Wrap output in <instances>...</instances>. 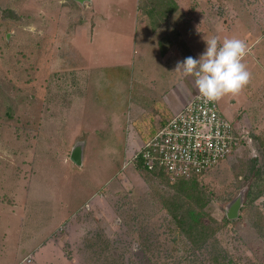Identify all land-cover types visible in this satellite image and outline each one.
Returning a JSON list of instances; mask_svg holds the SVG:
<instances>
[{
    "label": "rangeland",
    "instance_id": "rangeland-1",
    "mask_svg": "<svg viewBox=\"0 0 264 264\" xmlns=\"http://www.w3.org/2000/svg\"><path fill=\"white\" fill-rule=\"evenodd\" d=\"M89 9L0 0V264H264V0H139L154 23L170 15L159 31L179 61L204 51L202 33L248 48V83L217 100L246 139L187 182L132 159L152 134L142 138L125 29L105 33L99 21L91 40L58 51L54 34H72ZM56 57L64 67L42 64ZM78 141L79 165L70 159ZM240 192L242 206L228 218ZM186 203L197 222L177 209Z\"/></svg>",
    "mask_w": 264,
    "mask_h": 264
},
{
    "label": "crops",
    "instance_id": "crops-1",
    "mask_svg": "<svg viewBox=\"0 0 264 264\" xmlns=\"http://www.w3.org/2000/svg\"><path fill=\"white\" fill-rule=\"evenodd\" d=\"M50 1H58L59 3L70 2L80 7L90 8L87 12L88 16L84 17L83 23L76 27L73 33H70L71 35L60 30L54 34L57 35L58 51L60 50V46L65 48L66 44L69 46L72 41L76 39L80 40L83 36L91 40L93 33H96L99 21L103 23L99 31L107 30L105 33H111L112 28H117V26L121 29H125L128 34V39H126L128 42H131L132 45L131 67L137 68V73L134 75H136L135 77L139 83V88L137 89L138 110L140 116L144 115V118L141 117V124L143 125L141 130L145 133H143L144 135L142 138H146L150 133L163 125L193 96L196 87L194 86L192 76L189 75V80H187L182 75L180 77L178 75V70H176L181 55H179L176 46L173 44L174 41L172 37L165 34L162 35L161 31H159L162 27L160 25L167 22L170 15L168 17L162 16L161 18H164L163 21L160 20L158 23H154V17L151 14L147 15L146 12H143L147 15L146 19L145 15L140 12L139 0H85L84 2H78L76 0H49V2ZM120 8L125 9L122 14H118ZM114 11L115 15L113 14ZM90 24H92V26ZM136 27L140 29L138 35H136L135 32ZM200 35L202 38H206L203 33ZM188 46L191 51H193L190 44H188ZM65 61L66 59L56 57L47 63V61L42 58V64L52 69L55 67L57 69H60L62 66L64 67L66 64ZM189 81L191 85H188ZM233 115L234 111L230 112L232 118L234 117ZM133 141L130 133L127 142L128 148L135 145L136 142ZM127 151L131 150L128 149Z\"/></svg>",
    "mask_w": 264,
    "mask_h": 264
},
{
    "label": "built area",
    "instance_id": "built-area-1",
    "mask_svg": "<svg viewBox=\"0 0 264 264\" xmlns=\"http://www.w3.org/2000/svg\"><path fill=\"white\" fill-rule=\"evenodd\" d=\"M246 139L242 127L227 118L218 101L198 91L133 153L132 159L169 180L191 179L228 158ZM131 159V160H132ZM129 164L126 161L124 165Z\"/></svg>",
    "mask_w": 264,
    "mask_h": 264
},
{
    "label": "clouds",
    "instance_id": "clouds-1",
    "mask_svg": "<svg viewBox=\"0 0 264 264\" xmlns=\"http://www.w3.org/2000/svg\"><path fill=\"white\" fill-rule=\"evenodd\" d=\"M204 40V51L197 58L188 56L179 61L176 70L182 75L193 76L200 97L207 101L239 92L251 76L242 62L248 51L247 45L236 37H225L220 41L212 35Z\"/></svg>",
    "mask_w": 264,
    "mask_h": 264
},
{
    "label": "water",
    "instance_id": "water-1",
    "mask_svg": "<svg viewBox=\"0 0 264 264\" xmlns=\"http://www.w3.org/2000/svg\"><path fill=\"white\" fill-rule=\"evenodd\" d=\"M78 2H84L85 0H76ZM82 155H83V143L80 141L76 142L70 152V159L76 163V164H81L82 160ZM243 203V195L242 192L239 193L238 196H236L233 200H231L227 206H226V216L228 218L235 217L237 216V212L239 208L242 206Z\"/></svg>",
    "mask_w": 264,
    "mask_h": 264
},
{
    "label": "trees",
    "instance_id": "trees-1",
    "mask_svg": "<svg viewBox=\"0 0 264 264\" xmlns=\"http://www.w3.org/2000/svg\"><path fill=\"white\" fill-rule=\"evenodd\" d=\"M155 131H153L151 134H153ZM137 165L139 166V167H141V164H140V161H138L137 162ZM195 178H191V179H187V180H194ZM180 180H185V179H180ZM187 180L185 181V182H187ZM184 183V182H183ZM251 199H252V197H251ZM177 209L178 210H181V209H186V211H187V213H185L184 212V210L182 211L181 210V215H182V217L184 218L186 215H190L191 217H192V219L193 220H195L196 222L198 221L197 219V216H198V214L194 211V209L193 208H191V205H190V203H186V205L184 206L183 204H182V206H177ZM179 223H180V225H182V223L179 221ZM200 229V228H199ZM200 231V230H199ZM200 233V232H199Z\"/></svg>",
    "mask_w": 264,
    "mask_h": 264
}]
</instances>
